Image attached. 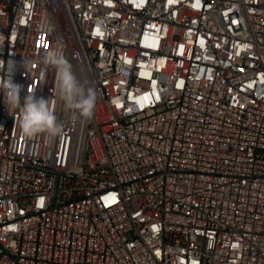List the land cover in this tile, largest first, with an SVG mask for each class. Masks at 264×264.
<instances>
[{
    "label": "built area",
    "instance_id": "1",
    "mask_svg": "<svg viewBox=\"0 0 264 264\" xmlns=\"http://www.w3.org/2000/svg\"><path fill=\"white\" fill-rule=\"evenodd\" d=\"M0 264H264V0H0Z\"/></svg>",
    "mask_w": 264,
    "mask_h": 264
},
{
    "label": "clouds",
    "instance_id": "2",
    "mask_svg": "<svg viewBox=\"0 0 264 264\" xmlns=\"http://www.w3.org/2000/svg\"><path fill=\"white\" fill-rule=\"evenodd\" d=\"M42 62L56 67L59 74L60 95L67 108L71 110V118L73 120L89 118L95 105V94L79 83L71 64L63 53L56 50L50 51L45 54ZM16 63H19V67L25 68L27 62H14L13 73L16 71ZM22 88L23 86L15 83L13 79H9L4 85L5 102L9 110H20L22 134L28 137L40 132H46L50 136L60 134L62 127L50 109L47 99L38 98L33 93H27L21 98Z\"/></svg>",
    "mask_w": 264,
    "mask_h": 264
}]
</instances>
